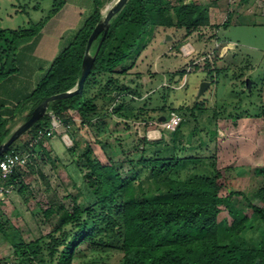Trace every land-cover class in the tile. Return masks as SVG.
Returning <instances> with one entry per match:
<instances>
[{
  "label": "rangeland",
  "instance_id": "374dc122",
  "mask_svg": "<svg viewBox=\"0 0 264 264\" xmlns=\"http://www.w3.org/2000/svg\"><path fill=\"white\" fill-rule=\"evenodd\" d=\"M117 1L98 0L100 21ZM89 2L67 1L66 6L73 3L83 9L78 26L72 24L74 12L65 13L60 20L50 14L54 7H59L60 0H0L1 28H32L46 20L38 35L19 41L16 56L19 72L0 83V105L5 107L2 113L8 115L7 126L11 129L5 141L37 107L33 102L24 104V101L93 12L94 5L87 7ZM165 2L166 15L174 25L148 29L123 63L124 73L117 74L124 90L113 104L104 108V101L97 99L101 108L89 113L86 123L76 113L69 124L61 120L52 136L34 145L18 185L7 202L0 203V223L10 233L18 229L28 243L39 239L42 252L32 261L20 263L11 242L0 232V264H56L51 261L48 245L52 235L62 233L61 213L47 219L45 209L52 205L59 210L63 206L71 211L75 205L86 209L99 200L83 153L90 148L92 158L103 165L114 164L126 176L131 169L128 159L134 156L136 147L141 148L144 139L171 142L173 131L160 119L172 112L181 117L176 151L181 157L194 160L184 170L185 175L203 177L210 175L214 168H230L233 180L228 188L222 189V194L227 195L230 187L243 194H234L229 207L221 205L218 219L231 224L234 212L242 211L248 219V228L244 231L247 242L259 244L262 240L264 222L256 216L250 203L264 206V26L231 28L228 34H221L219 25L208 20L200 0ZM196 3L201 6L197 21L190 27L178 28L177 22L184 20L186 11ZM238 3L236 13L239 14L250 5L249 1L238 0ZM130 5L128 0L115 15L114 22ZM261 6L264 9V4ZM136 30V24L120 26L106 52L122 40L132 41ZM167 34L171 35L168 40ZM227 36L240 43L228 48ZM95 45L96 42L90 49L92 58L101 49V45ZM248 78L250 87L246 83ZM202 81L212 83L201 96L200 109H194ZM89 91L92 95L97 92L92 85ZM120 105L122 110L115 112ZM29 140L30 133L26 131L14 145L25 148ZM22 184L29 187L28 201L18 192ZM121 256L117 248L85 247L75 264H120Z\"/></svg>",
  "mask_w": 264,
  "mask_h": 264
},
{
  "label": "trees",
  "instance_id": "16d2710c",
  "mask_svg": "<svg viewBox=\"0 0 264 264\" xmlns=\"http://www.w3.org/2000/svg\"><path fill=\"white\" fill-rule=\"evenodd\" d=\"M130 1V7L120 19L114 22L115 16L112 18L105 38L103 30L94 41L95 47L101 45V49L98 56L94 57L83 92L50 102L48 109L67 124L76 113L86 123L85 117L101 108L97 99L104 101V108H109L124 90L117 74L124 73L123 63L131 56L148 29L159 25H174L166 15L168 8L164 5L165 0ZM64 3L65 0H60L59 7H54L50 14L57 13ZM97 3L98 0H94L93 12L70 44L54 58L47 73L24 104L33 102L38 106L47 97L72 89L79 80L88 39L101 18ZM200 8L196 3L191 10L187 9L185 19H180L177 27H190L197 19ZM45 21L41 20L32 28L8 30L0 27V83L19 72L16 65L19 41L38 35ZM123 24L137 25L133 40H122L107 53L118 28ZM91 85L96 88L95 95L89 91ZM201 103L202 97L195 100L193 108L200 109ZM4 108L1 104L0 145L11 133L7 126L8 115L2 113ZM122 108L120 105L115 112ZM32 112L27 114V120ZM51 121L52 116L46 111L28 130L30 140L40 130L47 129ZM179 131L180 126L172 132L170 143L162 139H144L141 148L136 147L134 156L128 159L131 169L126 176L114 164L103 165L92 158L90 148L83 153L91 170L90 182L96 186L94 192L99 200L86 209L78 205L71 211L63 206L60 211L53 205L45 209L44 216L47 219L61 213L59 229L62 233L52 235L48 245L51 261L56 264H75L76 257L85 247H111L121 252L120 264H264V231L259 244H249L244 236L248 219L242 211L234 212L231 224L218 219L220 206L229 207L234 194H243L231 187L227 195L222 194V189L228 188L233 180L229 175L230 168H214L210 175L203 177L197 174L185 175L184 170L194 160L177 153ZM28 142L25 148L16 147L13 143L8 152L27 150ZM146 145L152 149L146 148ZM20 177L21 171L13 176L11 182L14 187L18 185ZM18 192L26 201L29 200L27 185H20ZM250 206L264 222V206L253 203ZM0 232L11 242L20 263L32 261L42 252L39 239L28 243L18 229L10 233L0 223Z\"/></svg>",
  "mask_w": 264,
  "mask_h": 264
},
{
  "label": "crops",
  "instance_id": "0c3cea01",
  "mask_svg": "<svg viewBox=\"0 0 264 264\" xmlns=\"http://www.w3.org/2000/svg\"><path fill=\"white\" fill-rule=\"evenodd\" d=\"M67 1L68 0H65L64 5L56 14H54V16H57L60 20V18L65 13L70 11L74 12L75 17L74 19H72L73 21L72 24L79 26L80 25L79 21L83 9L81 8V6L73 3H72L73 5L71 4L70 6H66ZM243 1H249L250 5L246 9L241 10L240 14L236 13L238 12V10L236 9L239 8L237 7L239 5L238 0H200L199 3H201V5L206 10V14H207L206 16L208 20H210V23L219 25L221 31H223L221 32V34L222 33L228 34V31L231 28L234 29L237 27L264 26V9L259 8V6L262 7L261 5L264 4V0H243ZM89 3L90 4L87 5L88 8L89 6L94 5V0H90ZM257 7L259 8V10H257ZM85 9L87 11V8ZM49 20L50 22L53 21L51 18ZM59 20L57 21L59 22ZM225 41H227L228 48L235 47L238 45V43H240L231 40L230 37L228 36L225 39ZM162 116L167 117L166 115H162Z\"/></svg>",
  "mask_w": 264,
  "mask_h": 264
},
{
  "label": "water",
  "instance_id": "95a60500",
  "mask_svg": "<svg viewBox=\"0 0 264 264\" xmlns=\"http://www.w3.org/2000/svg\"><path fill=\"white\" fill-rule=\"evenodd\" d=\"M128 0H118L117 3L110 9V11L107 13V15L101 19V21L95 26L93 32L91 33L88 43L86 46V53L83 61V70L81 73V76L77 82V85L65 92L58 93L55 95H51L47 97L44 101H42L32 112L31 117L23 123L21 126H19L13 134L0 145V158L1 156L8 151L9 147L26 131H28L47 111L50 102L60 99V98H66L73 96L75 94H81L83 92L84 83L85 80L88 77V74L92 68L93 60L94 58L90 57V49L92 47L93 42L96 40V38L99 36V34L105 30L103 39L105 38V34L107 33L110 22L112 18L118 14L121 9L124 7ZM223 32V31H221ZM171 38V35L167 34V40ZM247 86H251V79L246 80ZM211 82L210 81H202V83L199 86V90L196 96V99H199L206 90L210 87ZM166 117L162 116L161 120H165Z\"/></svg>",
  "mask_w": 264,
  "mask_h": 264
},
{
  "label": "built area",
  "instance_id": "2783aa9c",
  "mask_svg": "<svg viewBox=\"0 0 264 264\" xmlns=\"http://www.w3.org/2000/svg\"><path fill=\"white\" fill-rule=\"evenodd\" d=\"M52 116V125L49 129L40 130L35 138L30 140L29 149L26 151H10L5 152L0 158V203L7 202L10 194L14 190V184L11 182L13 176L22 171L23 168L31 160L33 154V147L37 145L39 141L45 137H50L54 134V131L58 130L59 125L62 123L52 111H49ZM181 117L172 112L171 115L163 120V125L172 131H174L180 124Z\"/></svg>",
  "mask_w": 264,
  "mask_h": 264
}]
</instances>
